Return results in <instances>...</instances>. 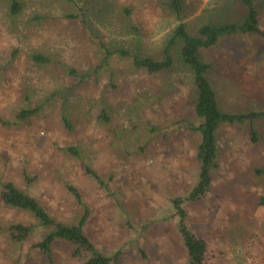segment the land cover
Returning a JSON list of instances; mask_svg holds the SVG:
<instances>
[{
  "label": "rangeland",
  "instance_id": "rangeland-1",
  "mask_svg": "<svg viewBox=\"0 0 264 264\" xmlns=\"http://www.w3.org/2000/svg\"><path fill=\"white\" fill-rule=\"evenodd\" d=\"M23 1V14L12 22L0 0V179L14 181L64 221H76L82 213L68 188L75 186L90 209L86 233L109 255L121 250L113 264H188L172 198L187 195L199 178L200 136L188 126L200 121L193 113L191 71L180 62L155 74L131 72L129 59L114 55L113 82L107 71L79 81L61 64L87 70L103 54L99 42L131 38L121 32L124 7L131 9L150 50L159 48L175 19L159 0H108L91 31L62 12H77L86 3L99 11L100 0ZM217 1L188 0L187 21ZM260 14L263 33L226 36L203 51L224 109H264V4ZM34 51L54 61L37 64L30 58ZM65 98L72 129L61 119ZM36 106L40 110L32 117H17L23 108ZM104 108L109 124L98 119ZM250 125L219 128L220 167L211 191L182 204L190 228L208 243L205 264H264V207L259 202L264 173L258 172L264 169V119L253 124L255 140ZM68 146H76L79 155L65 151ZM87 165L107 188L87 173ZM19 220L32 218L0 201V223ZM40 238L37 234L18 245L1 232L0 264H79L61 243L53 262L48 261L33 247Z\"/></svg>",
  "mask_w": 264,
  "mask_h": 264
},
{
  "label": "trees",
  "instance_id": "trees-1",
  "mask_svg": "<svg viewBox=\"0 0 264 264\" xmlns=\"http://www.w3.org/2000/svg\"><path fill=\"white\" fill-rule=\"evenodd\" d=\"M70 1V0H69ZM101 9L93 10L89 3L79 11H63L64 17L80 22L94 31V19L102 15L108 7V0H100ZM162 9L168 16L173 17L175 25L162 38L159 48L146 47L144 38L137 25L133 24L132 11L128 7L122 8L121 32L131 38L123 39L117 44L99 42L103 50L98 62L87 70H79L73 65L61 62L66 73L85 81L92 76L98 78L107 71L110 82L116 79V66L113 63L114 55L129 59L131 72L145 70L155 74L169 70L175 64L183 63L192 74L194 87L193 113L199 118V124L192 122L188 126L197 132L200 141L196 146V157L199 162V178L194 187L185 196H175L172 203L179 215L178 230L183 245L187 252L188 264H205L208 243L199 237L187 222V210L182 206L185 200L197 201L211 191L214 171L220 167L218 130L223 124L248 122L251 124L252 139H256V120L264 119V109L234 112L224 109L219 101L216 89L213 86L209 72L211 64L205 59L203 51L215 46L218 41L226 36L240 33H263L260 28V13L264 0H220L211 7L204 9L196 15L193 21H200V26H195L193 21H187L190 16L188 0H159ZM7 16L12 22L23 14V0H4ZM38 17V16H36ZM98 20V19H97ZM158 47V45H157ZM33 62L48 65L54 61L51 55L34 51L30 54ZM116 86V84L114 85ZM69 89V88H67ZM57 94L56 90L53 92ZM64 99L62 104L61 119L67 129H72L73 121L66 112ZM40 107L23 108L17 115L19 119H28L36 114ZM98 119L109 124L110 114L104 108ZM69 154L79 155L76 146L64 148ZM87 173L104 188L108 183L91 166H86ZM264 173V169H258ZM76 202L81 206L82 213L76 221H64L54 216L44 204L35 196L18 186L12 180L0 179V201L3 205L18 210L31 216V221H14L7 224L0 223V233L5 232L10 241L21 245L37 234L41 238L33 247L37 249L48 261L53 262L55 246L64 244L70 247L71 255L79 264H113L119 261L121 250L114 254H107L89 237L85 231V224L89 218L90 209L84 201L80 191L73 185L68 186ZM260 204L264 207V194L260 196Z\"/></svg>",
  "mask_w": 264,
  "mask_h": 264
}]
</instances>
